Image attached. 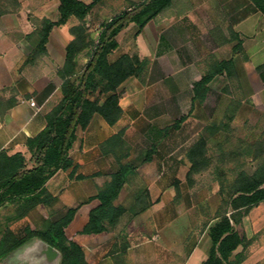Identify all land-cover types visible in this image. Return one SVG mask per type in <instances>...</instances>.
Returning a JSON list of instances; mask_svg holds the SVG:
<instances>
[{
  "label": "crops",
  "instance_id": "crops-1",
  "mask_svg": "<svg viewBox=\"0 0 264 264\" xmlns=\"http://www.w3.org/2000/svg\"><path fill=\"white\" fill-rule=\"evenodd\" d=\"M56 2L58 14L59 3ZM199 10L206 17L198 19L204 22L208 19L204 30L196 28L197 21L186 22L179 16ZM24 14L27 13L22 7L17 13L3 16L0 23L6 18L12 28H21L18 19ZM157 19V25L152 23ZM153 20L141 32H146L151 23V37L146 35V51L142 49V58L149 57V43L155 36V55L161 75L170 76L169 72L182 70L186 62L208 63V56L215 61L231 58L234 63L233 79L247 78L252 83L253 93L255 87L264 93V15L252 0H173L172 5ZM180 25L182 28L178 29L176 26ZM70 26L68 22L52 30L47 44L48 54L44 56L37 72L28 69L30 75H26L27 71L22 70L32 47L19 55L21 59L15 70L19 102L0 121V151L22 152L29 157L27 138L37 135L45 127L46 113L61 98L62 79L57 70L64 64L65 50L72 38ZM28 28L27 32H30L32 26L29 21ZM126 29L117 36L119 47L122 45L120 36ZM55 34L58 36L53 39ZM186 41L193 48L186 49ZM120 49L116 56L133 54L129 48ZM202 54L204 56L200 57ZM3 67L2 58L0 73ZM36 76L39 78H34ZM143 83L140 78H130L120 86L123 115L115 124H109L101 116L94 115L87 128H78V139L71 150L74 162L78 164L74 177L70 176V170H59L46 183L52 200L39 204L25 217L13 219L25 224L23 232L27 227L42 229L49 222L62 217L70 207L77 206L76 214L66 228V235L82 246L89 264H201L207 258L211 244L208 223L212 220L208 221L207 215L196 208V203L185 205L184 200L176 199L174 179L180 178V167L168 162L164 154L160 153V148L165 146L168 139L165 122L135 121L141 113V105L151 100L150 89ZM31 101H35L36 105H32ZM122 130L124 134L119 142H122L120 147L127 153L125 161L136 168L131 171L115 204L130 207L139 189H148L151 204L136 215L125 213L116 226L108 231L81 233L89 220L90 211L99 204L98 199L90 198L110 180L111 171H107L106 162L113 157L103 153L102 145ZM143 143L148 146L147 151L154 149V153L150 161L143 162L146 151L140 164L138 148ZM77 175H83V178H77ZM133 176H139L140 184L134 185L129 191ZM6 206L11 204L3 207ZM32 218H35L38 226L34 225ZM236 228L249 241L247 247L241 245L236 250V253L244 254L241 264H264V201L243 216Z\"/></svg>",
  "mask_w": 264,
  "mask_h": 264
},
{
  "label": "trees",
  "instance_id": "trees-1",
  "mask_svg": "<svg viewBox=\"0 0 264 264\" xmlns=\"http://www.w3.org/2000/svg\"><path fill=\"white\" fill-rule=\"evenodd\" d=\"M17 1V0H16ZM58 18L40 19L38 25L25 35L32 45V51L25 60L26 64L36 61L48 53L47 44L52 30L75 19L69 33L71 40L65 50L64 64L57 74L62 79L61 98L45 115L46 125L35 136L26 140L29 157L22 152L9 153L0 151V208L11 204L14 206V219L27 216L39 204L52 200L46 183L59 171L70 170L74 177L78 164L74 162L71 150L78 139V128L88 127L94 115L101 116L109 124H115L123 115L120 105V86L130 78H141L149 65L147 57L138 53L113 55L119 48L117 36L131 23L135 24L138 36L145 26L160 13L172 5L173 0H143L134 3L130 9L123 10L104 20L100 25L97 41L87 24V17L94 8L105 0H57ZM256 8L264 15V0H252ZM7 9L0 5V17ZM88 54L87 61L81 65L79 57ZM226 74L229 79L234 75L233 60L214 61L209 70L192 82V108L203 104L210 91V84L216 76ZM19 102V96L7 99L0 97V120ZM234 113L230 114L232 119ZM186 119L182 115L173 123L178 128ZM222 130L230 131L229 122H212L206 126L204 134L187 149L189 162L187 180L194 183V176L212 165L220 179V204L212 221L208 223L211 244L207 258L201 264H241L243 252L236 253L239 246L247 247L249 241L237 230V225L254 206L264 201V128L254 141L240 139L236 148L223 149L221 142L216 155L210 153L209 137ZM167 132V128H166ZM120 131L102 145L104 154H111L114 167L110 180L101 187L90 200L98 199L99 204L89 213V220L81 233L91 234L108 231L116 226L122 215L129 212L136 215L148 208L151 201L148 189H139L130 207L116 205L122 189L129 180V175L136 167L125 161L127 153L122 147ZM120 147V148H119ZM154 149L147 151L143 162L151 160ZM251 156L257 162L256 168L249 173L240 170L233 179L227 177L220 168L221 163L236 160L240 156ZM83 178V175H77ZM176 199L180 196L179 181H175ZM78 207H70L57 220L49 222L42 229L27 227L19 236L6 228L0 240V264L4 258L33 238H39L60 252L58 264H89L82 246L66 235V228L72 222Z\"/></svg>",
  "mask_w": 264,
  "mask_h": 264
},
{
  "label": "rangeland",
  "instance_id": "rangeland-1",
  "mask_svg": "<svg viewBox=\"0 0 264 264\" xmlns=\"http://www.w3.org/2000/svg\"><path fill=\"white\" fill-rule=\"evenodd\" d=\"M56 1L57 0H30L25 2V0H0L1 7L8 11L0 17V20L3 16L7 17L8 15L19 12L22 10V7L25 13H27L26 15H22V17H20L21 19H18L21 28H12V25L6 21V18H3V21L0 23V28H2L0 32V60L3 58L4 61V67L2 68V73H0L1 98L7 99L13 95H18L16 90L18 77H16L15 70L19 64L18 60L21 59H19V55H23L32 47L25 37V35L29 33L27 32L29 29L28 21L33 30L43 17L57 19ZM87 1L90 2L91 0ZM141 1L143 0H105L102 5L94 8L86 20L92 32V38L95 41L98 40L100 25L104 20L123 10L130 9L134 3H140ZM26 16H28V18ZM179 16L186 22L187 20L193 23L197 21L196 28L199 30H204L205 24L208 22V19L205 22L202 21L203 19H198V17L204 19L206 17V15L202 13V10H199L197 13H182ZM182 20H179L180 24ZM74 22L75 19L69 21L70 24ZM157 22L158 19L153 20L152 23L156 24ZM150 25L151 23L146 32L138 36V44H136V26L131 23L127 29L125 28L126 30L120 36L122 45L113 56H116L117 52L122 50L120 48H129L130 52H137L143 57V50L146 51L144 44L146 35L148 34L151 37ZM176 27L178 29L182 28L181 25ZM57 36L56 34L53 35V39H56ZM186 42H183L186 49L193 48L189 41ZM155 49L154 36V38L150 40L149 51H147V54L149 53V57L147 56L149 59L148 68L146 73L140 78V80H143V84H145V86L147 85L150 89L151 100L148 101V104L141 105V113L135 121L165 122L164 125L167 127L168 139L165 142V146L160 148V153L164 154L168 162L176 163L180 167V178L174 179V181H179L180 196L177 199L184 200L185 205L196 203V208L206 214L209 221L215 216V209H217L221 201L219 193L220 179L216 174L215 165H212L205 171L196 174L194 176L193 185H190L186 176L189 169L186 151L200 135L205 133V135L208 136V132L205 131V128L212 122H229L230 131L222 130L219 134L209 137L211 154L216 155L218 153V149L221 146L220 143L224 142L225 138H227V141H225L223 147H221L227 151L236 148L240 139L254 141L264 128V93H260L259 90H257L258 87H255V92L253 93L252 83L247 78L236 80L233 78L229 79L226 75H218L211 82L210 91L204 103L196 104V106L192 108L193 91L191 84L193 81L200 79L201 76L209 70L211 64L215 60L213 57L209 59L208 56V63L204 61L186 62L184 65L185 68L182 70L171 71L169 72L170 76H164L159 72ZM198 49L201 50L202 48L199 47ZM203 56L202 54L200 57ZM86 57L88 58L86 52L80 55L79 62L81 65L87 60ZM196 57L199 58L198 55ZM42 61H44V56L39 58L35 64L25 63L22 70L27 71L25 72L26 75H30V71H33V73L37 72V68ZM28 69H30L29 72ZM39 76L34 78H39ZM232 112L234 116L232 119H229ZM182 115H185L186 119L178 128L173 127L172 124ZM169 123L172 124L167 126ZM144 144L145 143L138 148L139 163L148 148V146ZM141 151L143 152L142 154ZM106 163L107 171H112L115 164L114 159L108 158ZM140 164H142V162ZM256 166L257 162L253 161L249 155L240 156L234 161L220 164V168L226 172L229 179H233V177L243 169L251 173ZM165 176L168 177L169 175L166 174ZM138 177L139 176L132 177L128 188L129 191L134 185L140 184V178ZM174 188L176 191L175 183ZM128 195L129 193L127 196ZM14 213V206L12 205L0 209V240L6 228L15 231L19 236L24 234L23 228L25 224L13 220ZM32 222L35 226L37 225L35 224V218H32ZM38 242L39 238L31 239L26 244L13 251L8 257L4 258L1 264H32L31 258H27L26 252L30 248H33ZM34 254H36L35 249H33L32 255ZM36 259L37 258L33 256L34 262Z\"/></svg>",
  "mask_w": 264,
  "mask_h": 264
},
{
  "label": "water",
  "instance_id": "water-1",
  "mask_svg": "<svg viewBox=\"0 0 264 264\" xmlns=\"http://www.w3.org/2000/svg\"><path fill=\"white\" fill-rule=\"evenodd\" d=\"M33 249H35L36 252L34 255H32ZM26 253L27 258H31L32 264H58L60 259V252L41 239H39V242ZM33 256L37 258L35 262Z\"/></svg>",
  "mask_w": 264,
  "mask_h": 264
},
{
  "label": "built area",
  "instance_id": "built-area-1",
  "mask_svg": "<svg viewBox=\"0 0 264 264\" xmlns=\"http://www.w3.org/2000/svg\"><path fill=\"white\" fill-rule=\"evenodd\" d=\"M31 104L34 105V106L36 105L35 101H31Z\"/></svg>",
  "mask_w": 264,
  "mask_h": 264
}]
</instances>
